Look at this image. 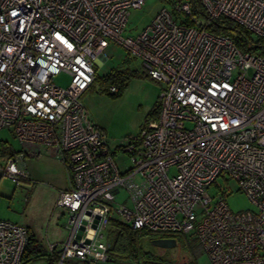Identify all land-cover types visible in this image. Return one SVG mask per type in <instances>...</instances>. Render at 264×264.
<instances>
[{
  "label": "built area",
  "instance_id": "built-area-1",
  "mask_svg": "<svg viewBox=\"0 0 264 264\" xmlns=\"http://www.w3.org/2000/svg\"><path fill=\"white\" fill-rule=\"evenodd\" d=\"M144 2L0 0V129L12 126L21 143L0 153V176L30 181L26 157L49 154L63 163L68 187L55 205L67 215L68 233L47 243L60 254L57 264L107 261L109 202L131 229L190 232L210 264H264V56L207 30L226 16L264 36V0H200L202 18L185 0H161L148 24L124 34L129 10ZM109 42L162 82L158 117L119 145L131 162L123 171L80 100ZM60 72L70 76L64 87L53 82ZM219 175L235 180L253 208L233 211L225 192L210 196ZM27 240L26 226L0 219V264H23Z\"/></svg>",
  "mask_w": 264,
  "mask_h": 264
},
{
  "label": "rangeland",
  "instance_id": "rangeland-1",
  "mask_svg": "<svg viewBox=\"0 0 264 264\" xmlns=\"http://www.w3.org/2000/svg\"><path fill=\"white\" fill-rule=\"evenodd\" d=\"M161 0H145L139 8L129 10L128 20L124 30L126 35L137 34L153 18L161 6ZM99 66L96 74L102 76L111 70L126 72L127 85L118 96H112L103 91L99 80L92 82L80 95V100L87 113L102 131L111 151H114V160L119 170H127L130 165L129 155L122 151L119 145L139 133L149 120L158 115L159 94L162 82L148 75L147 69L137 57L128 55L120 45L109 42L102 53L97 56ZM70 76L60 72L53 77V82L61 87L66 86ZM157 110V111H156ZM21 143L17 139L13 127L0 129V153H9L18 150ZM26 170L33 176L30 181H19L0 176V219L26 226L41 246L36 255H31L23 264H57L60 254L47 248L48 242H62L68 233L67 215L51 201L49 189L44 186H55L61 169L57 167V159L48 156L26 157ZM59 164V163H58ZM62 172L63 171V165ZM65 176V174H64ZM67 176V175H66ZM225 192L227 204L233 211L252 209V203L247 196L237 189L235 180L217 176L208 187V193L215 198L218 193ZM27 196V198H25ZM125 198V191L120 188L116 201ZM112 208V218L120 219ZM112 230L110 219L105 228V238L109 244L108 234ZM158 235L157 233H152ZM178 244L170 249L153 246L147 240L141 241L142 248L160 257V261L184 262L189 264H210L207 254L193 235L188 232L177 236ZM115 259L106 262H93V264H119V260H129L128 256L115 254ZM124 264V262H121ZM62 264H85V262L66 258Z\"/></svg>",
  "mask_w": 264,
  "mask_h": 264
},
{
  "label": "trees",
  "instance_id": "trees-1",
  "mask_svg": "<svg viewBox=\"0 0 264 264\" xmlns=\"http://www.w3.org/2000/svg\"><path fill=\"white\" fill-rule=\"evenodd\" d=\"M171 2H177L181 0H169ZM190 7V13L194 18L206 17L205 11L201 5L200 0H185ZM187 24H193V20L190 17H185ZM209 32L215 34H224L231 37L236 46L242 51L254 53L256 55L264 56V36H254L248 29L241 26L234 20L226 17L219 16L211 21L207 26ZM126 72L121 70H111L102 76L95 75L94 81L99 80L103 91L112 96H118L122 93L127 85ZM93 81V82H94ZM111 84L116 85L115 91H110L109 86ZM157 111V110H156ZM159 112V107L158 111ZM158 117V115H156ZM155 117V119L157 118ZM154 120V119H153ZM112 230L108 234V259L107 261L114 260L115 254H121L124 257L128 256L129 260H119V264H189V261L177 262L173 261H160V257L152 254L150 251H146L142 248L141 239L149 237H163L153 235L145 230H134L127 226L123 221L111 218ZM177 239V236H174ZM41 250L40 244L35 239L33 233L28 229V240L24 249L23 259L24 262L29 259L31 255H36ZM88 264V263H85Z\"/></svg>",
  "mask_w": 264,
  "mask_h": 264
},
{
  "label": "crops",
  "instance_id": "crops-1",
  "mask_svg": "<svg viewBox=\"0 0 264 264\" xmlns=\"http://www.w3.org/2000/svg\"><path fill=\"white\" fill-rule=\"evenodd\" d=\"M94 63H95V68L97 69V66H99V64H100L99 60H98V57L95 58ZM41 155L42 156H48L49 154H41ZM41 155H38L36 157H41ZM49 156L57 159L53 155H49ZM32 158H34V157H32ZM58 163H57V167L59 169H61L60 170L61 173L57 174V176H60V179L57 178V182L55 183L56 184L55 186H52V187L44 186V187H47L49 189V195H50L51 201H53V202L56 200L59 190L66 189L68 187V178L66 176L65 167H64V165H63V163L61 161H59ZM61 165H63V171H64L65 176H64V174L62 172V166ZM30 176H33V175H31V173H30L29 174V178H30Z\"/></svg>",
  "mask_w": 264,
  "mask_h": 264
},
{
  "label": "water",
  "instance_id": "water-1",
  "mask_svg": "<svg viewBox=\"0 0 264 264\" xmlns=\"http://www.w3.org/2000/svg\"><path fill=\"white\" fill-rule=\"evenodd\" d=\"M96 221V220H95ZM92 227H95V224H92ZM83 226H80L79 228V233L82 232ZM92 229L89 231L87 241L91 237L92 234ZM149 244H152L153 246L156 247H161L165 249H170L172 247H175L178 244V241L174 237H154L149 240H147Z\"/></svg>",
  "mask_w": 264,
  "mask_h": 264
},
{
  "label": "flooded vegetation",
  "instance_id": "flooded-vegetation-1",
  "mask_svg": "<svg viewBox=\"0 0 264 264\" xmlns=\"http://www.w3.org/2000/svg\"><path fill=\"white\" fill-rule=\"evenodd\" d=\"M143 240H149V237L145 236L144 238L141 239V241H143Z\"/></svg>",
  "mask_w": 264,
  "mask_h": 264
}]
</instances>
